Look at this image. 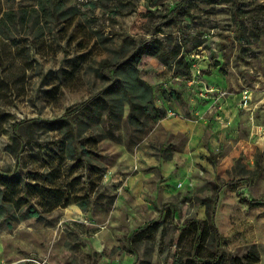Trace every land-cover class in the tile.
Returning <instances> with one entry per match:
<instances>
[{
  "label": "rangeland",
  "instance_id": "rangeland-1",
  "mask_svg": "<svg viewBox=\"0 0 264 264\" xmlns=\"http://www.w3.org/2000/svg\"><path fill=\"white\" fill-rule=\"evenodd\" d=\"M33 7L37 0H0V14ZM48 12L43 19L28 12L23 23L7 24L0 35V174L33 171L30 182L41 180L40 188L88 189L90 172L105 168L110 148L131 149L148 137L158 121L143 117L139 125L129 124L128 104L122 116L111 119L106 113L87 118L83 112L75 119L64 114L108 85L111 69L101 70L102 61L114 63L150 37L182 58L166 66L152 55L141 56L138 68L152 86L154 103L175 99L181 109L175 115L198 116V109L206 119L239 104L238 132H226L219 148L205 155L214 179L205 177L192 193L157 200L154 209L127 197L118 200L122 184L101 180L94 181L85 210L71 204L18 222L0 220V264H172L176 258L190 264L198 241L183 225L199 218L200 201L216 191L222 199H236L228 219L232 226L227 234L218 230L220 241L212 233L199 243L205 254L218 244L229 256H243L254 244L243 243L264 237V0H62L56 14ZM185 66L189 73L175 74ZM244 94L250 97L245 106ZM224 116L215 132L228 128ZM66 118L77 135L72 156L80 157V146L85 152L79 161L65 160L61 175L46 183L40 176L59 163V142L66 135L51 122ZM14 134L21 136L17 161ZM100 134L107 138L94 141ZM144 225L155 232L138 238L135 231Z\"/></svg>",
  "mask_w": 264,
  "mask_h": 264
},
{
  "label": "trees",
  "instance_id": "trees-1",
  "mask_svg": "<svg viewBox=\"0 0 264 264\" xmlns=\"http://www.w3.org/2000/svg\"><path fill=\"white\" fill-rule=\"evenodd\" d=\"M62 6V0H37V7L30 8L29 10H20L19 14L14 9L3 11L0 14V35L4 32V28L7 24H16L17 21L23 23V19H26V14L30 12L36 15V18L43 19L46 13L56 14L59 8ZM69 9V8H68ZM28 11V12H27ZM69 10H64L62 13H67ZM34 13V14H33ZM72 15V12H70ZM63 14V15H64ZM60 15V14H58ZM62 15V14H61ZM165 43L157 37H150L149 39L138 40L137 45L127 55L114 63L102 61L100 63V69H111L110 75L106 76L108 85L102 88L99 92L93 94L82 103L68 107L66 114L72 118H77L81 113H85L87 118L100 117L103 113H106L108 119L114 118L115 115L122 116L124 112V104H128L129 111L127 114V121L132 125H139L141 118L148 119L149 117L153 122H157L164 118L167 114V110L164 106L157 107L153 100L152 86L140 75L138 64L141 60V56L152 55L158 59L162 64L166 66H172L179 64L182 58H178L179 51L174 49H167ZM189 73L188 67L185 66V71L175 69L176 75H184ZM168 96L176 97L172 92ZM26 120L17 122L21 125ZM59 129L66 130L64 139L60 140V154L59 163L53 166L51 171L45 176L41 175L42 181L55 182L57 177L63 172V163L68 158H77L81 160V154L85 150L83 146L81 153H78L80 157H73L72 153L74 147L72 145L73 136L75 133L73 125L69 119H60L56 122ZM15 124V125H17ZM76 134V133H75ZM114 136L113 133L110 134ZM21 137L18 134L12 136L11 148L16 155L17 161V147L18 138ZM107 138L106 135L100 134L98 138H94V141H99ZM17 150V151H16ZM64 155H63V154ZM66 158V159H65ZM85 165V164H84ZM86 166V165H85ZM103 168H95L92 173L93 181L88 177V182L91 183L88 189H75L76 187L70 184L66 189L59 188L58 190H49L48 188H40L38 181L35 178V183L31 184V177L34 176L33 171H28L25 174H21L18 170H12L8 174H0V220L7 219L13 221H21L30 217H37L43 212H49L56 207H66L71 204H77L82 210H85L89 203V198L94 193L95 183L99 184L103 176ZM92 181V182H91ZM54 186V185H52ZM99 187V186H98ZM40 196L42 199H37ZM218 192L216 191L212 197H204L200 204L205 206L206 217L204 219L189 218L183 225L182 231L195 232V239L198 241L193 246V254L191 256L190 264H254L259 261V253L256 250V246L252 244L243 256H229L225 252L219 250L218 244L214 251H210L207 254L204 253L203 248L200 245V241L205 240L212 233L216 235L217 242L220 241L218 229L215 224V214L217 205ZM243 200H247L244 196ZM23 205L25 207L23 208ZM155 232L154 228H149V225L139 227L135 231L137 237L141 235H150ZM172 264H182L180 258H176Z\"/></svg>",
  "mask_w": 264,
  "mask_h": 264
},
{
  "label": "crops",
  "instance_id": "crops-1",
  "mask_svg": "<svg viewBox=\"0 0 264 264\" xmlns=\"http://www.w3.org/2000/svg\"><path fill=\"white\" fill-rule=\"evenodd\" d=\"M156 102V106H164L173 114L181 112L175 99L161 97ZM227 105L229 106L228 102ZM239 107V104H232L228 109L222 107L220 114L222 117H228L225 123L228 128L223 132H215L220 127L217 124L221 115L214 114L206 119L198 109V116L187 118L166 114L155 124L150 135L137 142L131 149L124 147L117 150V146L109 149V161L104 162L102 182L122 184L123 189L120 188L118 200L124 202L127 197L132 204L137 203L139 206L140 203L147 209H154L157 200L162 201L177 191L194 192L200 188L205 177L214 179V167L205 155L219 148L226 132L237 135L238 130L234 125L238 121ZM179 138L183 139L181 143ZM167 147H170L169 155L164 156ZM121 190H124V193ZM218 196L220 201L216 208L215 224L220 232L227 234L232 226L228 221L230 214L232 215L231 202L236 203V199L231 196L222 199L221 193ZM197 213L198 219H204L205 206L200 204ZM248 243H254L260 251L259 261L254 264H264V237L243 244Z\"/></svg>",
  "mask_w": 264,
  "mask_h": 264
},
{
  "label": "built area",
  "instance_id": "built-area-1",
  "mask_svg": "<svg viewBox=\"0 0 264 264\" xmlns=\"http://www.w3.org/2000/svg\"><path fill=\"white\" fill-rule=\"evenodd\" d=\"M249 95L248 94H244L243 96H242V98H241V104L243 105V106H245L246 104H247V102L249 101Z\"/></svg>",
  "mask_w": 264,
  "mask_h": 264
}]
</instances>
